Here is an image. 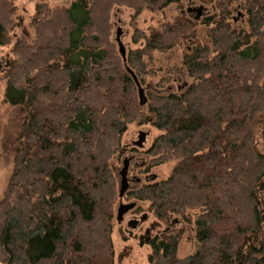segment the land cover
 Returning <instances> with one entry per match:
<instances>
[{"label": "trees", "instance_id": "trees-1", "mask_svg": "<svg viewBox=\"0 0 264 264\" xmlns=\"http://www.w3.org/2000/svg\"><path fill=\"white\" fill-rule=\"evenodd\" d=\"M192 1L71 0L40 10L28 41L11 33L14 0H0V48L15 40L0 72L4 96L22 113L3 143L15 157L0 202V262L117 264L122 199L113 160L133 149L123 139L139 121L159 131L145 151L150 166L176 162L167 178L126 193L135 211L169 224L146 242L147 264H264V0H239V26L235 0H198L212 10L200 22L184 13ZM172 5L173 21L134 29V43L144 45L129 49L125 63L112 38L115 7L131 9L134 25L145 11L161 16ZM202 24L208 41L199 38ZM178 46L190 84L149 90L140 105L127 65L144 87L158 75L149 49ZM173 214L195 227L197 248L186 257L178 254L182 234L169 232Z\"/></svg>", "mask_w": 264, "mask_h": 264}, {"label": "rangeland", "instance_id": "rangeland-1", "mask_svg": "<svg viewBox=\"0 0 264 264\" xmlns=\"http://www.w3.org/2000/svg\"><path fill=\"white\" fill-rule=\"evenodd\" d=\"M70 4L71 0H14L13 15L15 21L18 22V25L11 31V33L23 40L31 41L36 34V31L32 26V19L33 17L38 16L40 10L44 13H48V10H51L55 7H68ZM200 6H204L206 11L204 15H200L198 17L199 19H196L197 12L194 10L188 11V9H195L199 8ZM232 10L234 11L233 17L235 18L236 25L239 26L244 23L246 14L242 11L239 0H235L234 4L232 5ZM184 13L190 15V17L195 21L197 20L200 22L207 16L212 15V10L208 6L200 3L198 0H194L191 3H186ZM132 14L133 11L124 6H116L112 13V22L114 24L112 38L115 40V42H117V32L120 29L121 33L119 37L124 43L127 52L129 49H135L138 48L139 45H144L142 42L139 44L134 43L133 33L137 26L146 28L149 23L158 21V17L168 21H173L178 14V10L175 5H172L165 8L161 16L157 14L153 16V13L150 11H145L136 20L134 25L131 24ZM197 32L200 39L208 41L209 37L207 35V28L205 25H199L197 27ZM14 45L15 40H12L9 44L0 48V72H4L6 70V62L10 58L14 57ZM185 45L186 46H184V50L185 47H189L190 44ZM182 49L183 47L179 46L167 52L149 49L147 55L151 61L150 64L156 67L158 70V75L156 77H149L147 79V85L144 86L146 96L149 90L160 92L166 91L168 88L170 90L177 91L184 89L190 84V79L188 78L186 68L183 65ZM164 78L168 79L170 82L168 81L166 83L161 81V79ZM5 89L6 81L4 80L3 75L0 73V202L8 192L10 178L13 173L15 157L14 153L6 152L3 147V143L6 133L11 130L13 125L20 124L17 120V117L22 114L20 113L18 107L13 106L5 101ZM140 131H148L149 135L147 136L144 149L137 151L134 149L135 145L133 143L139 140ZM158 134L159 131L157 129L152 128L147 124H141L139 121L129 126V129L127 130L123 139V145L133 147V149H129L127 152L121 154V151H123L124 147L120 148V155H118L113 160V168L118 179V189L120 188L121 180L119 172L123 168V161L126 157L129 158L133 156L128 174L130 179V190H134L142 186L147 181L149 182L151 180L164 179L171 175L176 164L175 161H169L160 166L151 167V157L145 152L151 147L153 144V139ZM135 148H137V146ZM148 169L149 171H147ZM138 179L141 181L138 182ZM120 201H123L124 203L136 201L138 203L136 199L127 194V196L123 197L122 200L118 199L116 208ZM140 206L147 208L148 204L140 203ZM199 211L200 210L198 209H194V211L191 210L190 212L192 214V218L197 215ZM145 214H147V218L139 225L138 228L132 229L128 226V222L131 219H140V217ZM172 222L176 227L169 230V232L182 234L178 248L179 256L186 257L192 254L197 248L194 224H189L182 216L175 214L172 215ZM168 227V223L160 221L152 212H148L147 209L144 210L143 208L139 209L138 211L134 210L133 212L127 214L125 216V220L122 223H118L116 221L113 237L116 247L117 264H147L148 256L150 253H152V248L150 243H146L147 240L145 237H155L156 235L162 236V233ZM141 241L144 243L143 245H141ZM0 264L3 263L0 262Z\"/></svg>", "mask_w": 264, "mask_h": 264}, {"label": "water", "instance_id": "water-1", "mask_svg": "<svg viewBox=\"0 0 264 264\" xmlns=\"http://www.w3.org/2000/svg\"><path fill=\"white\" fill-rule=\"evenodd\" d=\"M203 9H204V6H200L198 8V10L200 12H202ZM117 33L118 34H117L116 41H117L118 46H119V52L122 55L124 62L126 63V61H127V49L119 37L121 30L119 29ZM127 70L133 75V77H134V79L138 85L140 105L146 104L148 101V98H147L146 93H145V88L140 84L137 75L128 65H127ZM148 135H149L148 131H140L139 140L135 141L134 145L143 148L146 141H147ZM130 163H131V159L126 157L124 159V162H123V168L119 172L120 177H121V180H120V198L121 199L126 195V193L128 192V190L130 188V183H129V178H128ZM135 207H136V202H131V203H127V204L120 202V204L118 206V210H117L118 222H122L124 220L125 214H127L128 212L133 210ZM146 218H147V214L143 215L140 219H133L132 221H130L128 223V226L132 229H136V228H138L140 223L142 221H144Z\"/></svg>", "mask_w": 264, "mask_h": 264}, {"label": "flooded vegetation", "instance_id": "flooded-vegetation-1", "mask_svg": "<svg viewBox=\"0 0 264 264\" xmlns=\"http://www.w3.org/2000/svg\"><path fill=\"white\" fill-rule=\"evenodd\" d=\"M192 10H194V11L197 12V17H196V19H197L200 15H201V16L204 15V13H205V11H206V8L204 7V9H203L202 12H200V11L198 10V8H195V9L189 8V9H188V11H192ZM198 19H199V18H198ZM133 144H134V143H133ZM135 147H136V146H135ZM137 147H138V146H137ZM126 152H127V151H126ZM129 158L131 159V161L133 160V156H131V157H129ZM123 162H124V161H123ZM130 164H131V163H130ZM128 174H129V173H128ZM128 178H129V176H128ZM146 178H147V175H146ZM152 178H153V177H152ZM153 179H154V178H153ZM137 181L140 182L141 180L138 179ZM129 183H130V179H129ZM129 190H130V189H129ZM129 190H128V191H129ZM126 196H127V195H125L124 197H126ZM121 202H123V201H121ZM132 202H136V201H132ZM123 203H124V202H123ZM129 203H131V202H129ZM126 204H127V203H126ZM137 205H138V203L136 202V207H137ZM136 207H135V208H136ZM135 208H134L133 210H131L130 212H128L127 214L133 212V211L135 210ZM127 214H125V216H126ZM125 216H124V220H125ZM141 217H142V216H141ZM141 217H140V218H141ZM134 219H138V218H134ZM124 220H123V221H124ZM132 220H133V219H131L130 221H132ZM123 221H122V222H123ZM130 221H129V222H130ZM122 222H120V223H122ZM129 222H128V223H129ZM142 222H143V221H142ZM142 222H141V223H142ZM141 223H140V224H141ZM138 227H139V226H138ZM131 237H133V236H131ZM145 238H146L147 242H150L151 239H152L153 237H148V236H147V237H145ZM141 244H144V243L141 241Z\"/></svg>", "mask_w": 264, "mask_h": 264}]
</instances>
